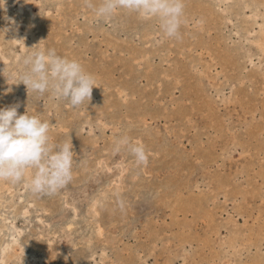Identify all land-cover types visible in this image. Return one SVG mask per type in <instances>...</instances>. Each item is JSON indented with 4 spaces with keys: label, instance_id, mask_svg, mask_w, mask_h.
<instances>
[{
    "label": "rangeland",
    "instance_id": "obj_1",
    "mask_svg": "<svg viewBox=\"0 0 264 264\" xmlns=\"http://www.w3.org/2000/svg\"><path fill=\"white\" fill-rule=\"evenodd\" d=\"M91 3L0 0L4 42L21 40L0 49V109L48 121L76 162L52 195L34 169L0 181V264H264V0H183L178 38ZM47 49L94 77L89 102L22 83ZM124 135L145 164L113 150Z\"/></svg>",
    "mask_w": 264,
    "mask_h": 264
},
{
    "label": "clouds",
    "instance_id": "obj_2",
    "mask_svg": "<svg viewBox=\"0 0 264 264\" xmlns=\"http://www.w3.org/2000/svg\"><path fill=\"white\" fill-rule=\"evenodd\" d=\"M85 5L93 7L91 0ZM118 10L136 13L144 19H155L161 32L169 38L179 37L183 0H101L95 12L102 18H111ZM24 71L20 79L27 89L54 98L66 100L73 108L90 101L94 77L76 60L56 54L55 49L30 52L23 60ZM17 106L0 109V181L21 182L28 169H34L29 183L33 194H55L73 178L72 143L50 144L48 121L38 116L18 115ZM125 148L136 165L147 162L142 145L133 144L127 135L118 138L114 151ZM58 149V151L56 150ZM122 205V200L117 199Z\"/></svg>",
    "mask_w": 264,
    "mask_h": 264
},
{
    "label": "bare ground",
    "instance_id": "obj_3",
    "mask_svg": "<svg viewBox=\"0 0 264 264\" xmlns=\"http://www.w3.org/2000/svg\"><path fill=\"white\" fill-rule=\"evenodd\" d=\"M4 19V18H3ZM2 18H0V49H1V47H2V50L3 51H11V50H13V47L14 46H16V44L18 43V42H20L21 40H20V33H19V29H13V31L15 32V34H16V39H15V42H14V44H11L10 42H7L6 40H5V42H4V30H3V24L5 23V20H3ZM2 21H3V23H2ZM14 45V46H13ZM4 54V53H3ZM245 152H246V150H245ZM17 220V219H16ZM14 227L16 228V231H17V233L18 234H20V232L24 229V228H20V226L19 227H17L16 226V224L14 225ZM68 227H71V222H69L68 223ZM234 245V244H233ZM232 245V246H233ZM11 249V245L10 244H8L6 247H5V249L3 250V257L1 258V262H4L5 261V256L8 254V252H9V250ZM237 249V248H236Z\"/></svg>",
    "mask_w": 264,
    "mask_h": 264
}]
</instances>
